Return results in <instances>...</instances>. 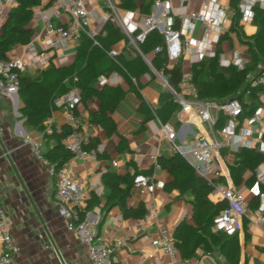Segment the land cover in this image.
<instances>
[{
  "label": "crops",
  "instance_id": "obj_1",
  "mask_svg": "<svg viewBox=\"0 0 264 264\" xmlns=\"http://www.w3.org/2000/svg\"><path fill=\"white\" fill-rule=\"evenodd\" d=\"M93 1L95 10L92 15V26L97 31V38L105 34L108 23L119 26L113 21L104 20L108 11V0ZM111 1L116 4L120 15L127 17L129 25L142 26L143 15L154 11L153 0H131L129 6L122 5L121 0ZM171 1L174 9L185 7L188 11H200L202 8V0ZM221 1L230 7V0ZM10 10L8 7L3 10V20ZM45 11L51 15L53 8L48 5ZM228 17L227 26L216 42H209L206 39L203 27L198 23L194 31L189 33L194 40V48L202 50L210 46L216 51L220 49L219 53L223 54L225 59H230L236 54L244 56L243 53H246L243 50L249 51V45L238 36L236 31L231 30L233 22L231 7ZM65 20L66 15H63L54 22L60 25ZM248 21L254 24L250 30ZM239 24L247 36L253 35L258 29L253 20H246L242 15ZM32 25L34 35L44 31L43 20L33 18ZM176 26H181L179 18ZM225 43L233 49L230 57L224 51ZM126 44L125 40H121L114 44L113 48L119 53L126 52ZM24 52L25 45L18 44L9 51L8 58L21 56ZM155 54V49L148 51L145 54L148 61L142 56L146 68L142 66V60L134 61L131 64L132 74L129 76H125L118 70L108 73L110 76L108 84L119 89V92L116 91L117 105L112 112L108 111L116 127L112 135H107L101 125L88 121L90 111L101 106V98L95 97L87 102L81 101L77 105L76 113L81 116L85 128L90 133L91 144L95 145L93 150L96 154L80 160L70 158L65 163L73 177L87 190L88 195H94L99 199L98 203L85 210L93 221L97 233L110 243L120 238L127 239L134 248V251L126 247L117 249L115 264H157L158 262L175 264L170 256L161 251H157L154 257L147 255L152 250V239L160 236L163 227H167L173 235L182 221L193 227H197L201 221V218L195 215V194L191 190L181 192L176 186L166 187L167 184L186 176L188 171L180 166L170 171L157 162L158 156L170 157L175 152L172 142L162 133L163 123L170 122L181 138L185 137V131H191L192 127L198 131V128L193 123H187V127L184 128L183 122L177 115L180 107L170 110L166 102L161 100L162 92L167 89L152 69L154 67L152 59ZM107 55H109L108 51ZM244 57L250 58L251 62V53L250 56ZM75 58L76 55L64 65H52L66 66L74 62ZM196 62L198 61H194L193 55L188 52L177 61L168 62L167 60L169 66L180 63L183 73L191 72L192 65ZM96 64L100 70L102 68L100 61L96 60ZM258 65L264 66V57H261L257 68L253 71L259 69ZM51 66L40 69L29 65L25 72L37 77ZM65 82L68 89L71 84L68 79H65ZM95 85L102 86L98 83V79ZM21 105L22 100L19 95L16 98L15 95L10 96L0 90V205L8 213L7 227L17 246L11 264H91L84 245L74 232L67 229L66 219L59 213V205L54 199L55 178L50 174L48 165L24 142V137L42 141V154L55 144V140H43V131L40 128H31L25 123V118L19 111ZM219 116L217 129L226 122L224 115ZM50 124L58 130L66 124L63 108L57 107L50 117L44 119L43 126L47 127ZM258 132L264 136V115L257 123L254 135ZM186 139L189 145L192 140L191 134L187 135ZM222 152L227 164L223 165L225 176L221 180L233 185L244 196L250 207V202L256 194L252 189L254 183L249 179L255 177L256 168L255 170L244 169L241 172L242 180L237 183L230 171L237 151L225 147ZM109 173L121 178L115 185L121 188L128 187L129 195L126 198L128 206L136 207L141 203L147 211L151 206H155V214L150 221L143 223L141 230L137 227L140 217L125 216L121 204L110 202L112 189L104 179V176ZM137 173L150 176L156 183L152 192L143 190L134 183L133 178ZM126 178L129 182L133 180V184L128 186ZM210 198L213 202L221 200L213 192ZM237 234L241 245L239 264H264V247L259 229L244 225ZM178 249L180 256L183 257L187 252L186 242L181 241ZM192 258L201 259L207 264H211L210 258L216 264H228L223 255H221L223 260L220 263L213 254L205 251L201 246L196 248Z\"/></svg>",
  "mask_w": 264,
  "mask_h": 264
},
{
  "label": "built area",
  "instance_id": "obj_2",
  "mask_svg": "<svg viewBox=\"0 0 264 264\" xmlns=\"http://www.w3.org/2000/svg\"><path fill=\"white\" fill-rule=\"evenodd\" d=\"M16 4L17 0H0V25L3 22V10L6 7L12 9ZM48 5L53 8L51 15L45 11ZM153 6L152 13L143 15L142 26L129 25L127 17H122L116 4L108 0V11L104 20L115 22L127 36L129 44L147 61L140 45L155 30L163 35V42L155 47V51L162 52L168 62L179 60L186 52L193 55L194 61L216 56V50L211 49L210 46L196 50L194 40L189 33L193 32L196 25L200 23L206 39L209 42L218 41L229 21L228 4L221 0H202L200 11H188L185 7L174 9L171 0H153ZM254 6L264 8V0H240L239 7L244 19H253ZM94 10L93 0H44L34 14V19L43 20L44 31L35 34L31 41L25 44L24 54L0 62V90L10 96L18 93V71L25 72L29 65L42 69L52 64L69 63L77 54L84 35L98 43L97 31L92 26ZM63 15H66V20L57 25L54 20L60 19ZM178 18L181 21L180 27L176 26ZM108 53L115 59L119 51L112 48ZM249 62L250 58L240 54L230 59H225L223 54H220L222 65L234 64L243 69ZM258 66L257 71L248 72L247 78L252 86L264 87V66ZM152 69L180 105L177 115L183 122V127L186 128L187 123H193L198 128V131L193 127L191 131H185V137L181 138L174 126L170 122H165L162 124L164 137L172 142L174 151L180 153L196 173L212 183L213 193L227 201V207L214 217V229L232 235L239 233L244 225L255 227L262 235L264 247V193H260L258 187L260 182H264V160L256 167L255 183L252 188L255 194L261 195L262 199L260 207L256 210L249 207L244 196L233 185L221 180L225 176L223 165L227 164L222 152L225 147L233 151H238L242 147L255 148L264 154V136L260 132L254 135L257 123L264 115V90L260 94L261 104L254 113L241 119L243 106L237 98L224 102L198 98L197 88L191 81V72L183 73L180 89L176 90L169 83L168 73L162 69L154 67ZM98 83L100 85L110 83L109 74L100 75ZM81 101L80 88L77 85H71L65 93L54 98V105L64 109L65 120L69 126V132L62 141L70 150L71 158L77 160L93 157L96 154L95 150L86 147L90 140V133L85 128L81 116L76 113L77 105ZM220 114L226 117V122L217 129ZM53 129V124H50L45 131L50 133ZM189 134L192 140L187 145L186 136ZM43 140H47L44 135ZM178 140L180 142H177ZM24 142L48 165L50 174L55 178L54 199L59 205V213L66 219L67 229L74 232L84 245L91 264H115V251L121 247L134 251L127 239L120 238L110 243L97 233L93 221L84 210L89 197L87 190L73 177L65 164L55 169L54 165L44 158L41 151L42 141L25 136ZM133 180L137 186L148 192H152L156 187L151 177L144 173H137ZM155 212V206H151L140 217L137 225L139 230L142 229L144 222L150 221ZM7 221L8 213L0 205V264H11L17 251V246L7 227ZM157 251L170 256L175 264H207L201 259L181 257L173 235L167 227L161 229L160 236L152 239V250L147 255L154 257ZM210 262L216 264L211 258Z\"/></svg>",
  "mask_w": 264,
  "mask_h": 264
},
{
  "label": "trees",
  "instance_id": "obj_3",
  "mask_svg": "<svg viewBox=\"0 0 264 264\" xmlns=\"http://www.w3.org/2000/svg\"><path fill=\"white\" fill-rule=\"evenodd\" d=\"M43 1L17 0V4L9 11L0 25V62L8 59V53L14 46L18 44L25 45L31 41L34 36L32 21L35 9ZM239 3L240 0H230V7L233 10L231 30L236 31L238 36L249 45L251 62L243 69L234 64L222 65L220 63V49H218L215 57H205L192 65L191 81L196 86L197 97L200 99L218 102H224L231 98L239 99L243 106V112L240 115L242 119L254 113L255 109L260 105V94L264 90L262 85L252 86L247 78L248 72L255 70L261 57H264V8L260 6L253 7L254 17L252 20L258 29L253 35L247 36L239 24L242 15ZM121 4L129 6L131 0H121ZM105 30L104 35L96 38L98 43L84 35L81 38L75 61L69 65L59 67L52 65L50 68L43 70L37 77L27 72L18 71V95L22 100L19 111L29 127L40 128L48 141L55 140V144L48 148L46 152H43L44 158L54 165L55 169L63 166L71 158L70 150L62 141L69 132V126L66 123L61 126L60 130L54 127L52 132L47 133L43 122L57 108L54 105V98L69 89V87L67 89L65 79H68L71 85H77L80 88L82 101L87 102L95 97L101 98V106L96 110L90 111L88 121L101 125L107 135L110 136L115 133L116 127L108 111L112 112L115 109L118 102L116 91L119 92V89L109 84L101 87L96 86L98 76L100 74H108L114 70L129 76L132 74L131 64L143 58L129 44L127 36L119 27L108 23ZM121 40H125L127 43L125 46L126 52H120L113 59L107 55V51L111 50L113 45ZM162 42L163 35L155 30L140 45L141 51L146 54L151 49H155L158 44H162ZM96 60H99L102 65L100 70L97 67ZM142 63V66L146 68L144 60H142ZM152 63L155 68L162 69L168 73L169 83L176 90L180 89V82L183 76L180 63L169 66L167 58L160 51H156ZM139 65L141 66V62ZM161 100L166 102L170 110L180 107L168 90L162 92ZM94 146L91 144L90 138L86 147L93 150ZM98 155H100L99 152ZM235 155L236 159L234 164L230 166V171L237 183L242 180L241 172L244 169L255 170L258 164L264 160V154L255 148L242 147ZM157 162L160 166L170 171L179 166L188 171V174L183 178L167 184V188L176 186L181 192L191 190L195 194L194 211L195 215L201 218L199 225L193 227L182 221L173 233V238L178 248L181 241L186 242L187 252L183 257L192 258L196 253V248L199 246L205 251L214 254L213 247H216L220 255L225 257L228 264H239L241 245L238 234L229 235L214 229V217L227 207V201L221 199L213 202L210 198V194L213 192L212 183L204 176L196 173L180 153L174 152L170 157L160 155L157 157ZM104 179L112 189L110 202L121 204L125 216L142 217L147 212V209L141 203L136 207L127 205L128 187L121 188L115 185L121 179L120 177L109 173L104 176ZM125 180L128 182V186L133 184V180L130 182L127 178ZM249 181L255 183V177H251ZM258 187L260 193H264V182H260ZM98 202L99 199L96 196L90 195L86 200L84 210L89 209ZM261 203V195L256 194L250 202V207L256 210Z\"/></svg>",
  "mask_w": 264,
  "mask_h": 264
},
{
  "label": "rangeland",
  "instance_id": "obj_4",
  "mask_svg": "<svg viewBox=\"0 0 264 264\" xmlns=\"http://www.w3.org/2000/svg\"><path fill=\"white\" fill-rule=\"evenodd\" d=\"M249 25H250V28L248 27V29L250 30L251 29V27L254 25V24H252L251 23V21H248L247 22ZM254 27V26H253ZM243 47V46H242ZM224 51L226 52V55L228 56V57H230V55L232 54V52H233V49L229 46V44L228 43H225V45H224ZM246 54H244L243 53V55L245 56V55H248V56H250V53H249V51H247L246 49L245 50H243ZM213 250H214V256L219 260V262L221 263L222 262V258H221V255H220V253H219V251H218V249L215 247H213Z\"/></svg>",
  "mask_w": 264,
  "mask_h": 264
},
{
  "label": "water",
  "instance_id": "obj_5",
  "mask_svg": "<svg viewBox=\"0 0 264 264\" xmlns=\"http://www.w3.org/2000/svg\"><path fill=\"white\" fill-rule=\"evenodd\" d=\"M15 97L18 98V93H15Z\"/></svg>",
  "mask_w": 264,
  "mask_h": 264
}]
</instances>
